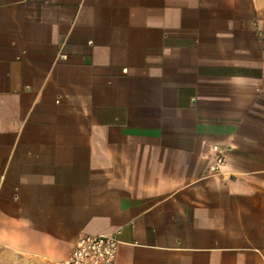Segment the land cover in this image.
<instances>
[{
  "label": "crops",
  "instance_id": "1",
  "mask_svg": "<svg viewBox=\"0 0 264 264\" xmlns=\"http://www.w3.org/2000/svg\"><path fill=\"white\" fill-rule=\"evenodd\" d=\"M0 173V264H264V0H0Z\"/></svg>",
  "mask_w": 264,
  "mask_h": 264
},
{
  "label": "built area",
  "instance_id": "2",
  "mask_svg": "<svg viewBox=\"0 0 264 264\" xmlns=\"http://www.w3.org/2000/svg\"><path fill=\"white\" fill-rule=\"evenodd\" d=\"M223 154H218L210 166L213 173L220 172L225 164ZM5 176L0 173V195ZM119 251L117 236H83L68 259L55 264H115Z\"/></svg>",
  "mask_w": 264,
  "mask_h": 264
}]
</instances>
